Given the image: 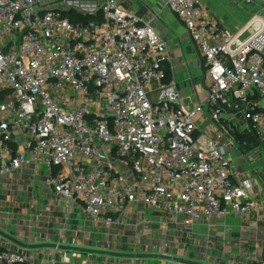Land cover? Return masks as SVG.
Returning <instances> with one entry per match:
<instances>
[{"label": "built area", "instance_id": "built-area-1", "mask_svg": "<svg viewBox=\"0 0 264 264\" xmlns=\"http://www.w3.org/2000/svg\"><path fill=\"white\" fill-rule=\"evenodd\" d=\"M160 1L205 60L204 99L189 102L168 80L172 59L155 13L120 0H0V189L18 185L29 199L28 240L42 216L57 228L38 226L34 238L57 244L93 241L85 224L67 227L75 214L96 226H139V238L162 248L206 225L223 258L231 227L219 222L256 211L254 182L231 150L252 159L240 145L247 136L264 149V0L236 31L203 0ZM3 208L0 229L17 228L23 213ZM105 235L102 246L111 243ZM58 249L46 254L0 235V264H76Z\"/></svg>", "mask_w": 264, "mask_h": 264}, {"label": "rangeland", "instance_id": "rangeland-1", "mask_svg": "<svg viewBox=\"0 0 264 264\" xmlns=\"http://www.w3.org/2000/svg\"><path fill=\"white\" fill-rule=\"evenodd\" d=\"M129 11L133 12L134 10L131 8ZM149 14H152V12H146V15ZM240 128H242V125ZM245 146H247V149L257 152L255 148L259 147V144L255 146L247 144ZM239 167L242 168L245 176H250L256 182L252 194L257 201V207L248 220L238 223L239 226L237 227H231L230 242L226 245L227 254L223 258L220 257L221 255H218L219 258L214 257L217 253H222L223 245L218 246L214 237V231L209 232L206 225H196L194 227V232L197 234V236H194L197 239H194V236L190 238L176 235L172 237L173 240H176L175 242L162 248L158 246L159 243L156 240H149L146 237L139 238L136 234V232L141 230L139 226L127 224L124 226L107 227L104 223L97 224L96 226L92 222V219L86 216L82 217L84 218L83 221H85L83 229L91 232V240L93 241L86 243L88 245L69 244L67 241L68 244L63 245L69 247V249H58L57 251H66L71 263L76 264H166L170 262V260L160 258V254L186 257L201 262H210L209 264H264V159H259L258 156L255 161L242 159L239 161ZM2 182L5 181L2 179L0 183ZM35 200L39 206L45 204L43 197H37ZM28 202L29 199L25 197L24 191H21L18 185H12L11 187L4 185L3 189H0V208L4 207L3 210L9 211L11 214L20 211L23 215H20V223H16L17 228L14 224L6 225L2 223L1 226L8 227L7 230L5 229V232L12 235L15 239L23 243L36 244L34 241L29 243L28 239L23 237L24 235L28 236V231L30 230L29 222H26L29 221V217H26V214L28 211L30 213L33 212V210L28 209ZM59 214L61 212L57 211V215ZM22 217H25L27 220H23ZM51 220L46 216L40 217L38 222L40 230H44L45 232L46 229L51 228ZM251 223H257L258 227L251 228ZM32 227L33 235L35 236L36 228H34V225ZM49 231L51 232V230ZM105 233L110 237L111 243H105L102 246L100 242L107 241ZM50 236L52 235H48L46 238L56 239L55 236ZM78 248L133 256L124 257L111 256L105 253L81 252L78 251ZM45 253L49 254V252Z\"/></svg>", "mask_w": 264, "mask_h": 264}, {"label": "crops", "instance_id": "crops-1", "mask_svg": "<svg viewBox=\"0 0 264 264\" xmlns=\"http://www.w3.org/2000/svg\"><path fill=\"white\" fill-rule=\"evenodd\" d=\"M120 1L122 2L125 8H132L135 12L139 13L142 16H145L146 12L155 13V15L157 16V26L168 42V49L172 59L170 63H166V71L168 69L170 70L172 74V79L178 83L181 91L189 102H196L199 99H204L206 97L204 81V58L200 54L197 46L189 35L183 21L168 7H166L160 0ZM203 1L208 7L210 15L217 19L221 26L226 27L232 31H236L242 25L247 23L251 16L260 9L263 0ZM193 94L195 95V100L192 97ZM240 145L242 144L240 143ZM246 150L249 151L250 154H252V159H247L248 161L257 160V156L259 159H264V149L260 145L259 147L255 148L257 152H254V150L252 151L249 149ZM231 156L233 158L235 168H237L238 170H242V168L239 167V161L244 158L240 156L239 151L231 150ZM252 180L255 185V180ZM29 214L31 215L30 211H28L26 217H29L28 219L30 220ZM83 219L84 218H82V216L75 214L74 217L71 219L70 223H68L67 227L70 229L72 227L80 226L85 222L83 221ZM30 223H33L37 233V221H31ZM219 223H225L227 225L230 224L228 225L229 228L237 227L239 226L238 223H241V219L240 217H237L234 214H230L225 220H222ZM51 228L53 230H56V223H52ZM23 237L28 239L25 235ZM28 241H34L35 243H57L58 240L57 238H42V240L36 241V238H34V235H32L31 240ZM46 251L54 252L55 249H49Z\"/></svg>", "mask_w": 264, "mask_h": 264}, {"label": "water", "instance_id": "water-1", "mask_svg": "<svg viewBox=\"0 0 264 264\" xmlns=\"http://www.w3.org/2000/svg\"><path fill=\"white\" fill-rule=\"evenodd\" d=\"M230 129L234 132L235 136L237 137V139H243L245 137L244 133H241L238 130V127L236 125L235 122H231L229 125ZM0 235L5 237L6 239L10 240L11 242H13L14 244L18 245V246H22V247H28L31 249H55V248H59V249H69V247L64 246L63 244H57V243H52V242H40V243H36V244H28V243H23L17 239H15L12 235L7 234L4 230L0 229ZM78 251H83V252H96V253H105V254H109L111 256H124V257H128V256H133V255H129V254H121V253H115V252H106V251H98V250H91V249H85V248H78ZM160 258L162 259H166V260H171V261H182L186 264H207L205 262H201V261H197V260H192V259H186V258H181V257H177V256H173V255H163L160 254L159 255Z\"/></svg>", "mask_w": 264, "mask_h": 264}, {"label": "trees", "instance_id": "trees-1", "mask_svg": "<svg viewBox=\"0 0 264 264\" xmlns=\"http://www.w3.org/2000/svg\"><path fill=\"white\" fill-rule=\"evenodd\" d=\"M204 63H205V60H204ZM166 72H167L168 80L172 79V74H171L170 70L168 69ZM246 138H248L247 144H251L252 145V143H253L254 145H252V146L258 145V143H257L256 139H254V137L247 136ZM240 142H241L242 146L244 147V149H247V146H245L247 144H245L243 140H241Z\"/></svg>", "mask_w": 264, "mask_h": 264}]
</instances>
